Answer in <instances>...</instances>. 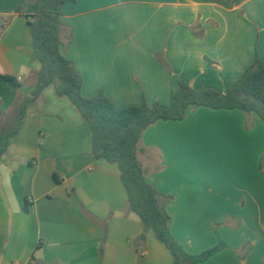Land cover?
I'll return each instance as SVG.
<instances>
[{"label": "crops", "instance_id": "0c3cea01", "mask_svg": "<svg viewBox=\"0 0 264 264\" xmlns=\"http://www.w3.org/2000/svg\"><path fill=\"white\" fill-rule=\"evenodd\" d=\"M35 10L0 0V130L37 84ZM61 49L82 93L117 105H169L182 81L226 93L264 58V0H73ZM21 77L22 81H18ZM138 158L163 196L172 235L198 264H264V121L240 109H189L143 133ZM173 264L128 205L116 164L53 85L32 102L0 164V264Z\"/></svg>", "mask_w": 264, "mask_h": 264}, {"label": "trees", "instance_id": "16d2710c", "mask_svg": "<svg viewBox=\"0 0 264 264\" xmlns=\"http://www.w3.org/2000/svg\"><path fill=\"white\" fill-rule=\"evenodd\" d=\"M73 0H28L34 8L32 22L33 47L41 64L37 84L17 107L13 123L0 130V164L12 139L19 132L28 106L36 101L44 89L53 85L56 95L69 99L92 132V154L96 158L116 164L128 194V205L144 222L146 229L171 252L173 264H198L224 247L223 243L200 254H189L172 235L171 217L164 199L148 181L138 151L144 131L159 120H182L189 109H240L255 112L264 121V58L257 57L226 93L215 89H195L182 81L172 91L169 105L152 107L117 105L103 91L94 96L82 93V78L73 62L62 52L60 31L63 6Z\"/></svg>", "mask_w": 264, "mask_h": 264}, {"label": "built area", "instance_id": "2783aa9c", "mask_svg": "<svg viewBox=\"0 0 264 264\" xmlns=\"http://www.w3.org/2000/svg\"><path fill=\"white\" fill-rule=\"evenodd\" d=\"M18 81H22V78H21V77H19V78H18Z\"/></svg>", "mask_w": 264, "mask_h": 264}, {"label": "water", "instance_id": "95a60500", "mask_svg": "<svg viewBox=\"0 0 264 264\" xmlns=\"http://www.w3.org/2000/svg\"><path fill=\"white\" fill-rule=\"evenodd\" d=\"M40 264V263H39Z\"/></svg>", "mask_w": 264, "mask_h": 264}]
</instances>
